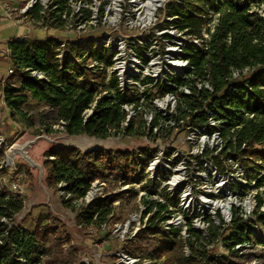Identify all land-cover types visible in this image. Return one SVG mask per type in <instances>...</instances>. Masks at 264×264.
Listing matches in <instances>:
<instances>
[{"label": "trees", "instance_id": "trees-1", "mask_svg": "<svg viewBox=\"0 0 264 264\" xmlns=\"http://www.w3.org/2000/svg\"><path fill=\"white\" fill-rule=\"evenodd\" d=\"M252 1L256 3V0ZM259 2L264 4V0ZM250 6L249 0H179L176 5H167L166 15L175 18L165 24L196 38H202L204 29L209 34L205 52L193 48L183 52L182 56L193 67L185 72L186 79L176 77L171 82L191 86L195 78L209 79L212 92L194 90L191 96L181 97L186 110L195 113L188 123L192 126L207 124L208 115L222 121L224 144L220 155L239 159L244 167L257 174L264 168V18L251 12ZM34 15L39 17L38 10ZM213 21L215 23L210 31L209 25ZM54 44L52 39L9 41L10 67L12 76L17 79V85L8 82L3 88L9 118L25 128L35 126L34 119L25 111L32 100L44 104L46 108L37 115L38 134L49 135L53 133V126H61L69 136L86 135L97 140H106L119 133L141 135V126L133 129L134 120L123 130L120 129L125 119L121 106L128 101L127 98L132 101L135 98L117 91L114 78L103 84L104 73L88 67L89 60L109 65L113 51L102 46L89 50L85 46L78 47L75 49L76 57L86 52L81 63L72 56L60 63L53 52ZM244 69L250 72L243 75ZM31 71L40 72L43 78L33 77ZM235 71L240 72L236 78L233 76ZM161 87L164 92L174 91L172 86L163 84ZM107 89H113L114 94L101 95ZM87 110H92L89 116L85 114ZM174 120L175 123L181 122L179 117ZM150 125V133L159 126L156 120ZM112 130H115L114 133ZM49 156L52 159L45 162L49 169L47 182L53 187L60 184L59 190L67 196L64 204L68 207L74 201L83 199L95 181L104 182L111 178L123 186L134 184L148 163L144 160L135 162L128 151L104 148L79 153L74 148L63 147ZM204 156L207 157L208 153ZM216 160L220 168L218 157ZM154 184L158 183L146 182L148 192L154 190ZM118 197V194H109L94 199L86 205L81 221L87 225L106 224ZM255 200L254 216L264 232V211H259L264 199L258 194ZM145 204L143 214L149 215L146 227L138 231V244L129 248L128 254L159 260V264H199L215 260L210 257L206 246L216 241L218 228L210 224L207 241L192 229L188 230L189 236L185 240L178 237L176 230H171V238L156 230V226L167 218L162 214L168 213L167 207L156 201ZM23 207L22 198L0 191V264L39 262L40 252L35 245L43 237L34 236L19 227L8 228L1 221L12 222L13 216ZM233 216L234 233L225 239L224 244L231 256L241 258L243 255L239 256L240 250L234 249V246L243 242L244 231L250 235L251 230L245 229V225L242 227V220L236 216V211ZM257 238L262 242L260 236ZM185 245L188 246L189 256L183 252Z\"/></svg>", "mask_w": 264, "mask_h": 264}, {"label": "rangeland", "instance_id": "rangeland-1", "mask_svg": "<svg viewBox=\"0 0 264 264\" xmlns=\"http://www.w3.org/2000/svg\"><path fill=\"white\" fill-rule=\"evenodd\" d=\"M25 1L27 0H15L14 2L16 5L22 6ZM166 1L165 9L160 10L158 13L159 18L166 16L168 4L176 5L179 3V0ZM243 1L245 2V0ZM94 2L96 5L99 4L100 21L94 25H87L88 27L82 33L83 38L81 37V39L83 40L80 41L78 47H89L93 40L88 39V37H95L99 45H101L106 42L107 37L110 35L117 42V39L121 38L122 35L129 34L128 26L122 20L125 17V10L128 12V10L133 9L127 0H81L82 5L86 6ZM249 4L251 5V12H256L264 18V4H261L259 0H256V3L249 0ZM120 7L121 10L118 9ZM105 9H113L114 14L105 17ZM68 12L70 13V10ZM83 14L85 17H89L88 9H85ZM17 16L18 14H15L14 18ZM53 16L52 13H48L45 17V23L47 22V26H51L49 27L50 30L44 31L41 27H35V29L31 28L30 31L37 32L38 36L36 38L39 40L47 37L75 40L76 36L66 29L65 25L60 27L48 23L50 21L55 22L54 19H51ZM88 22L90 21L88 20ZM8 33V27L0 32L1 37L7 36ZM9 68L10 64L8 65L6 60L0 59V77L4 76ZM104 79L103 84L106 82ZM8 82L17 85L16 77L10 76ZM144 87L146 89L144 95L140 94V91L143 90L134 91L132 94L135 97H146L141 104H138L142 106L141 111L150 110L153 112L151 102L155 99H162L164 91L158 85L153 87L146 85ZM103 92H107V95L114 94L113 89H107ZM103 92L101 95H103ZM177 92L173 93L177 102L170 118L163 119L158 113H155L149 122L148 117L147 120H144L142 115H139L133 119V129L141 126V135L125 136L120 134L119 138L111 136L106 140H97L86 135L69 136L60 126L49 135L45 133L38 134L37 115L46 110L44 104H37L32 100L29 101L25 111L34 119L35 126L25 128L12 120L8 121L9 119L3 113L5 112L4 97H0V191H5L8 196L22 198L24 205L23 209L13 216L12 222L4 219L1 221L5 222L8 228L11 226L19 227L30 234H34V236L43 237L35 245L40 252L38 255L39 262L36 264H126L125 256L139 259L136 264H142L144 260L146 264L160 263L159 260L151 258L141 259L138 257L139 255L128 254L129 248L137 246V233L140 229H143L147 221L146 218L148 216L143 214L146 208L145 202L156 201L164 204L170 212L169 219L172 225H179L177 230L182 233L184 231L183 221L178 220L180 214L178 215L176 211L178 209L177 205L185 197L184 195L191 193L189 197L202 198L206 197L205 195L207 194H213L215 189H220L215 187L217 185L216 181L207 176L208 173H213L214 165L217 162L216 157H218V154L215 146L217 141L213 139V134L210 133L208 128L204 126L194 127L188 123L195 113L186 110L184 101ZM127 99L129 104H135L131 99ZM179 108L181 111H179ZM172 117H179L181 122L175 123ZM154 120L157 121L159 126L157 131L153 130L150 133L149 128L151 125L149 123ZM217 125L215 124L214 127H220ZM114 131L112 130L113 133ZM43 137L50 138L53 141ZM27 141H34L26 151L28 156L39 165V168L29 165L19 155L10 151L13 145H23ZM63 147L74 148L79 153L96 148L128 151L133 156L139 153L142 159L148 162L140 179H137L132 185L123 186L121 182H115L111 178L101 182L102 185H97L95 199L109 194L119 195L113 204V214L108 218L106 224L96 226L82 222L80 216L88 203L84 200H76L71 206H66L64 200L67 196L59 190L60 184L57 187H53L47 182L49 169L45 162L52 159L49 156L51 152ZM206 152L209 153L208 157L204 156ZM8 155H11L10 157L12 158L9 163L6 159ZM151 163L156 167L150 173L148 168ZM12 164L13 167L11 168ZM163 167L171 169L165 177L177 172L178 177L176 179L178 178L179 181L171 190L170 195V197H174L173 201L167 200L166 197L167 186L163 185V182L166 181L163 179L167 178L158 177V173ZM202 167H205L206 170H202ZM226 167L229 176L235 175V171L230 164H227ZM244 168V185L247 186L246 189H242V191L232 189L229 194L234 200L230 197L227 199L225 195L215 196L212 199H217L221 202H229L230 199L236 202L237 206L250 201L249 204L251 207L253 206V212L256 204L254 197L260 194L264 199V168L260 169L257 174L249 172L246 167ZM257 176L263 177L259 184H257ZM237 178L240 179L239 177ZM147 181L158 183L154 184L152 192L147 191ZM254 181H256L255 184ZM241 183L243 184V182ZM130 189H133V191L130 192ZM185 205L183 203L181 207L184 208ZM239 208L235 207L234 210ZM262 208L264 209V205L259 208V211ZM207 210H209V215L206 217H209L213 224L216 223V215L213 214L215 210ZM238 216L243 217V214L238 213ZM247 219L243 218L242 227L245 225V229L247 228L250 231V228L257 224L263 230L253 215L252 218ZM231 221H233V218ZM203 223L201 218L194 217L192 221V224L199 229L204 225ZM232 225L233 223L231 222L230 226L220 227L217 239L220 238L219 241H221L222 247L215 243L214 248L208 249L210 257L215 258V260L206 264H264V244L256 242L255 238H252V234L249 235L246 231H244L243 239V242L245 241L246 243L243 244V248L238 253L239 256H243L239 258L229 254L224 241L229 235L234 233ZM156 230L168 232L161 224L156 226ZM49 231L53 233H49Z\"/></svg>", "mask_w": 264, "mask_h": 264}, {"label": "built area", "instance_id": "built-area-1", "mask_svg": "<svg viewBox=\"0 0 264 264\" xmlns=\"http://www.w3.org/2000/svg\"><path fill=\"white\" fill-rule=\"evenodd\" d=\"M14 1L15 0H0V21H9L13 24V26L18 27L22 30H26V36L22 35L19 38L13 39H29L27 37L30 34V30L31 28L35 29V27H41L44 31L50 30L49 27L51 26H47V22L45 23V17L48 13H52V15L54 16L51 17V19H54L55 22L50 21L48 23H52L56 26L58 25V23H60V27L65 25L66 29L71 31L77 38L75 37V40H61L55 39V37H47L42 40H54L55 44L53 47V52L55 53L56 58L60 63L65 60H70V56H72L76 62L81 63L82 59L86 55V52L83 51V56L76 57L75 49L78 48V45H80V41L83 40L81 39V37L83 38L82 33L84 32L85 28L89 25L97 24L100 21L99 4L96 5L94 2L86 6L82 5L81 0H27L22 6H18ZM127 2L131 5V7H133V9L128 10V12L127 10H125V17L122 20H124L126 26H128L127 29L129 34L122 35L121 38L117 39V42L116 39L112 35H110L107 37L106 42H103L101 45H99V42L97 41V39H95V37H88V39L90 38V40L93 41L90 43L89 47L85 48L86 50H89L98 46H102L105 48V50H112L113 54L110 59L109 65L105 66L103 63L97 60H89L88 67L98 72H103L105 77L104 80H106L105 84H108L110 79L114 78L116 80L115 89L117 91H119L126 97L135 98L133 100L135 104H129V102H126L121 106L122 111L125 113V119L120 125L121 130H123L130 121H132L139 115H142L144 120H147L148 117L149 122L150 120H152V116L155 113H158L163 119L170 118L173 114L172 111L174 110L177 102V99L173 93L177 91L178 95H180L179 97L191 96L194 90H196L197 92L202 90H206L209 92L213 91L209 79L206 78H195V81L191 86L189 84L177 85L171 82V79L176 77H182V80L186 79L185 72L191 71L193 69L189 61L182 56L185 49L193 48L201 52H205L207 50L206 43L209 41L210 37L205 29L202 31V38H196L195 36L186 35L185 31H180L177 28H174L172 25H166V22H171L175 18L168 17L167 15L164 18H159L158 13L160 10L165 9V6L167 4L166 0H162V3L160 0H127ZM85 9H88L89 17L84 16L83 13ZM118 9L121 10V7ZM35 10H38L39 13V17L37 18L34 15ZM69 10L70 13L68 12ZM15 14H18L16 18H14ZM111 14H114L113 9H105V17L110 16ZM88 20L90 22H88ZM214 23L215 21H213V23L209 25V28L211 29L210 31H212ZM9 41L6 43L5 49L0 51L1 58L10 59V51L8 49ZM249 72V69H244L242 71V74L246 75ZM30 74L38 79L43 78V75L37 71H31ZM12 75L13 70L10 67L7 70V73L4 76L0 77V97H3V88L8 83V78ZM239 75L240 72L238 71H235L233 73V76L235 78ZM163 84L172 86L174 88V91L164 92V97L162 99H155L154 101H152L151 105L153 107V112L150 110L141 111L142 106L138 104H141L146 97H135L132 93L134 91L143 90L140 91V94L144 95V92L146 91L144 86L147 85L149 87H153L158 85V87L162 89L161 85ZM107 94V92H103V95ZM91 113L92 110H87L85 112L87 116H89ZM172 118L174 119L175 117ZM215 124H218L217 126L220 127H214ZM198 126H204L205 128H208L210 130V133L213 134V139L217 141L215 146L218 154V162L221 169L217 166V164H215L213 173H208L207 176L212 180H215L217 184H215V187H218L220 189H215V192L213 194H207L205 195L206 197L202 198L194 196L189 197L191 193L184 195L185 197L177 205L178 209L176 211L178 212V215L180 214L178 220L183 221L184 231L182 233L178 232L177 230L179 228V225H172L171 220L169 219L170 212L168 210V213H162L167 218L161 223V225H163V228L168 231H162L164 235L168 237L172 238L171 230H176L178 237H181L185 240L189 236L188 230L192 229L194 232L199 233L201 237L207 241L209 238L210 224L220 230L221 226H230V223H233V221L231 220L232 218H234V211H236V216L243 220V218H252V215L255 218V210L252 212L253 206L251 207V205L249 204L250 201L241 203L240 206H237L238 204L236 202L229 200L230 205L227 208L225 207V204L228 201L221 202L217 199H212L215 196L220 197L222 195L227 196V199L229 197L233 199L229 194L232 189L241 191L242 189H246L247 186L244 185L245 168L242 162L239 161V159H232L226 155H220V150L224 144V140L221 135V132L223 131L222 121L216 120L208 115L207 124H199L194 127ZM58 127L59 126H53V129L56 130ZM153 130L157 131V127H154ZM119 137L120 133L119 135H116V138ZM129 153L131 154V152ZM220 157H222V159H220ZM133 160L135 162H140L143 159L139 153H136L133 156ZM13 164L10 166L11 168L13 167ZM227 164L231 165V168H233L235 171V175L240 179H238L237 177L235 178L234 174H232L231 176L227 174ZM155 167L156 166L151 163L149 165L148 171L151 173V170H155ZM202 170L205 171V167H202ZM169 171H171V169H168V167H163L162 170L159 171L158 177L162 176V178H167L163 179L166 180L163 182V185L167 186L166 197L167 200L173 201L174 197H170L171 190H173V188L178 184L179 179H176V177H178L177 172H173V175L165 177L167 176ZM257 177L258 184L259 179L263 177ZM241 182H243V184ZM255 182L256 181H254V184ZM97 185H102V183L99 181H95L85 197L81 200H84L86 203H90L91 201H93L97 192ZM232 186L234 187L232 188ZM256 196L254 197L255 199ZM214 202L220 203V207L218 208L216 206H213L212 203ZM183 203L186 204L184 208L181 207ZM235 207L240 208L238 210H234ZM199 208L200 210H198ZM207 209L215 210L213 211V214L216 215V223L213 224V221L209 217H206L209 215V210ZM261 211H264V209L262 208ZM238 213H242L243 217L238 216ZM194 217L201 218L204 222L203 224L205 225V227L204 225H202L200 229L195 227L192 224ZM186 218H188L187 223ZM147 219L148 217L146 218V220ZM146 223L144 227H146ZM231 227L233 229V225ZM250 230L252 238L254 237L255 241L259 242V244H264V232L259 228V225L255 224L250 228ZM258 236H260L262 242L257 238ZM219 240L220 238L216 239L215 242L207 244L206 249L208 253V249L214 248L215 243L222 247V243ZM244 243L246 242L244 241L242 243L235 244L234 249H242ZM183 252L186 256H189V249L187 245L183 247ZM125 260L127 261L125 262L126 264H136L139 261V259L137 258L127 256H125ZM208 262L210 261L199 264H206ZM142 264H146V261L144 260Z\"/></svg>", "mask_w": 264, "mask_h": 264}, {"label": "crops", "instance_id": "crops-1", "mask_svg": "<svg viewBox=\"0 0 264 264\" xmlns=\"http://www.w3.org/2000/svg\"><path fill=\"white\" fill-rule=\"evenodd\" d=\"M7 27L9 28V33L7 36H3L1 37V34H0V51L4 50L5 49V46H6V43L10 40V39H13V38H19L20 36H26V30H22L18 27H15L13 26V24L9 21H0V32L3 30V29H7ZM31 34V35H30ZM30 34L27 38L29 39H37L36 37L38 36L37 32L35 31H30ZM0 59H4L6 60V62L8 63V65L10 64V59H6V58H1ZM4 113V116L6 115L7 118L9 119L8 121H11V119L9 118V115H8V111L6 109V106H5V112Z\"/></svg>", "mask_w": 264, "mask_h": 264}, {"label": "water", "instance_id": "water-1", "mask_svg": "<svg viewBox=\"0 0 264 264\" xmlns=\"http://www.w3.org/2000/svg\"><path fill=\"white\" fill-rule=\"evenodd\" d=\"M49 141H53L50 138L47 137H43ZM34 141H27L26 143H24L23 145H13L10 149L11 152L19 155L23 160H25L27 163H29V165L34 166V167H38L39 165H37L29 156L27 153V148L30 147V145L33 143Z\"/></svg>", "mask_w": 264, "mask_h": 264}, {"label": "bare ground", "instance_id": "bare-ground-1", "mask_svg": "<svg viewBox=\"0 0 264 264\" xmlns=\"http://www.w3.org/2000/svg\"><path fill=\"white\" fill-rule=\"evenodd\" d=\"M161 2H162V1H161ZM86 144H87V143H86ZM91 145H92V143H91ZM10 156H11V155H10ZM10 156L8 155V156H7V158H6L8 163H9V162L11 161V159H12ZM229 200H230V199H229ZM217 203H218V202H217ZM217 203H212V205H213V206H216V207H218V208H219V207H220V205H218L219 203H218V204H217ZM229 205H230V202H228L227 204H225V207H227V208H228V207H229Z\"/></svg>", "mask_w": 264, "mask_h": 264}]
</instances>
